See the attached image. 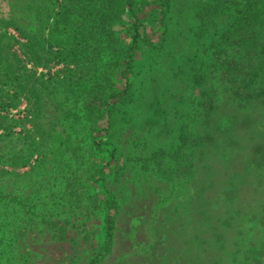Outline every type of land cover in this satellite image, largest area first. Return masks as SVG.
I'll return each mask as SVG.
<instances>
[{"label": "rangeland", "instance_id": "1", "mask_svg": "<svg viewBox=\"0 0 264 264\" xmlns=\"http://www.w3.org/2000/svg\"><path fill=\"white\" fill-rule=\"evenodd\" d=\"M129 1L0 0V264H264V26Z\"/></svg>", "mask_w": 264, "mask_h": 264}, {"label": "trees", "instance_id": "2", "mask_svg": "<svg viewBox=\"0 0 264 264\" xmlns=\"http://www.w3.org/2000/svg\"><path fill=\"white\" fill-rule=\"evenodd\" d=\"M128 4H129L130 16L136 19L135 23L132 25V29L134 31V34L131 38L132 42L130 47L127 49V55H126L127 58L126 71L132 72L134 65L136 63L135 54L137 50L140 49L141 47L143 31H142V26L138 19V14L134 8V3L130 0ZM258 4H259L258 0H241V2L238 3V6L236 8V14H237L236 20L231 25V27L226 31V33L223 34L222 39L218 44L217 48L219 54L222 55L227 52L230 41H231L230 46L232 47H234V44H238V42L232 41L234 39L232 36L243 33H245L243 36H246L247 33L256 32L257 26H264V9L259 8L257 6ZM244 54L245 57L247 58L243 60L245 62L242 61L243 66H242L241 74H244V76H241V78L246 80L247 82L246 85L248 84V87L253 88V86L255 85H261L260 83L264 82V48L261 51L251 50V49L245 50ZM235 65H238V63H235ZM247 80L250 82H248ZM128 86L131 87L130 84ZM127 92H124V94ZM249 92L251 91L248 90L247 93ZM255 93L256 92L254 90L252 94L250 93L246 94L245 98L248 100ZM114 200H111L110 202V208H113V210L116 209L115 206L116 201ZM113 220H114L113 217H111L110 222L112 223ZM109 236H110V248H111L113 242V232L110 231ZM228 239L231 242L233 241L235 242L239 238L229 237ZM223 243H225V240L223 241ZM208 246L209 245H207L206 251L211 252ZM247 264H251V262H248Z\"/></svg>", "mask_w": 264, "mask_h": 264}]
</instances>
